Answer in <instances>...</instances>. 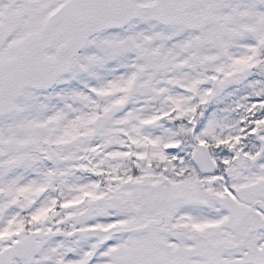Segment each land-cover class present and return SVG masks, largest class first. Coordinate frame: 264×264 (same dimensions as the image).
<instances>
[{"label":"snow or ice","instance_id":"snow-or-ice-1","mask_svg":"<svg viewBox=\"0 0 264 264\" xmlns=\"http://www.w3.org/2000/svg\"><path fill=\"white\" fill-rule=\"evenodd\" d=\"M0 264H264V0H0Z\"/></svg>","mask_w":264,"mask_h":264}]
</instances>
